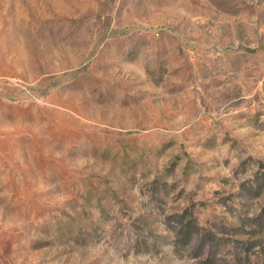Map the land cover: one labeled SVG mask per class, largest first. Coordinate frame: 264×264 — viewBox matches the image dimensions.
<instances>
[{"label": "rangeland", "instance_id": "rangeland-1", "mask_svg": "<svg viewBox=\"0 0 264 264\" xmlns=\"http://www.w3.org/2000/svg\"><path fill=\"white\" fill-rule=\"evenodd\" d=\"M0 264H264V0H0Z\"/></svg>", "mask_w": 264, "mask_h": 264}]
</instances>
